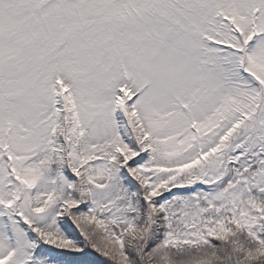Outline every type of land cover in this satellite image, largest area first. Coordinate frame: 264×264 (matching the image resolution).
Masks as SVG:
<instances>
[{
  "label": "snow or ice",
  "instance_id": "obj_1",
  "mask_svg": "<svg viewBox=\"0 0 264 264\" xmlns=\"http://www.w3.org/2000/svg\"><path fill=\"white\" fill-rule=\"evenodd\" d=\"M201 248L264 264V0H0V264Z\"/></svg>",
  "mask_w": 264,
  "mask_h": 264
},
{
  "label": "clouds",
  "instance_id": "obj_2",
  "mask_svg": "<svg viewBox=\"0 0 264 264\" xmlns=\"http://www.w3.org/2000/svg\"><path fill=\"white\" fill-rule=\"evenodd\" d=\"M197 260L212 261L213 264H219V257L215 256L212 249H197L195 252H191L188 256L185 264H193Z\"/></svg>",
  "mask_w": 264,
  "mask_h": 264
}]
</instances>
